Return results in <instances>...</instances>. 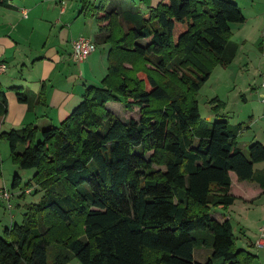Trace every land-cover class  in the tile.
Masks as SVG:
<instances>
[{
    "label": "trees",
    "instance_id": "trees-1",
    "mask_svg": "<svg viewBox=\"0 0 264 264\" xmlns=\"http://www.w3.org/2000/svg\"><path fill=\"white\" fill-rule=\"evenodd\" d=\"M81 3L102 12L97 42L110 45L108 74L60 126L0 133L13 163L36 169L28 187L44 192L0 235V264H253L231 222L213 211L237 200L231 172L256 179L264 144L245 155L242 125L203 120L197 99L238 53L231 25L245 22L241 8L232 0H162L149 12ZM110 103L138 108L139 121H123ZM211 104L215 114L224 107ZM7 109L0 91V117ZM2 164L0 153V178ZM201 248L212 250L206 262L194 259Z\"/></svg>",
    "mask_w": 264,
    "mask_h": 264
},
{
    "label": "crops",
    "instance_id": "crops-1",
    "mask_svg": "<svg viewBox=\"0 0 264 264\" xmlns=\"http://www.w3.org/2000/svg\"><path fill=\"white\" fill-rule=\"evenodd\" d=\"M232 1L239 5L245 16L244 23L231 25L233 40L238 37L246 43L256 38L261 60H264V0ZM101 2L107 10L123 5L149 12L162 0H91L95 7ZM100 16L102 12L97 15L84 11L81 0H4V4L0 3V61L8 66L0 77V91L4 92L8 104L7 114L0 117V133L29 125H35L39 133L58 127L80 106L87 89L101 86L108 74L110 45L97 42ZM249 22L256 31L247 28ZM236 31L242 35H236ZM80 37L89 38L97 45L96 51L84 61L74 55L73 42ZM235 43L239 45L238 41ZM240 46L233 63L226 68L234 74L239 70L236 61ZM18 93L29 101L19 102ZM261 98L263 102L264 92ZM219 115L224 114L219 111L216 116ZM242 130L241 127L239 134ZM254 168L256 179L253 182H240L234 172L230 173L231 194L237 200L228 210L215 208L213 217L220 222L229 220L236 231L238 248L255 256L253 264H264V246H256L264 225V163L256 164ZM2 176L5 178L4 171ZM18 182L21 184V177ZM26 188L31 189L28 195H34L38 190L37 187ZM0 189L3 188L0 186ZM26 196L18 198L22 206ZM14 220L12 216L9 227L16 223ZM196 252L194 259L197 261ZM200 255L206 262L212 251Z\"/></svg>",
    "mask_w": 264,
    "mask_h": 264
},
{
    "label": "rangeland",
    "instance_id": "rangeland-1",
    "mask_svg": "<svg viewBox=\"0 0 264 264\" xmlns=\"http://www.w3.org/2000/svg\"><path fill=\"white\" fill-rule=\"evenodd\" d=\"M247 28L257 30L251 22H249ZM235 34L242 35V32L236 31ZM234 40L242 45L236 61L239 68L238 72L234 74L232 70L228 71L225 67H219L212 78L202 86L197 99L203 120L215 122L224 119L229 122L232 128L237 127L238 130L239 125H242L241 134L243 135L239 134L237 139L242 152L248 155L252 143H264V103L261 98L264 92V88H262L264 83V60H261V53L258 51L259 42L256 38L249 39L246 43L239 40L238 37H235ZM215 99H219L224 104V107L221 106L223 110L220 111L224 115H219V117L213 113L212 109L213 105L217 104H211V101ZM108 109L125 122L139 121L140 119L138 108L126 110L122 103H110ZM251 119L253 121L250 122ZM22 150L23 147H20L19 152ZM0 153L3 163L2 170L5 174V178L3 176L0 178V186L15 195L10 202L12 205L11 210L7 209V203L0 202V235H3L5 227L12 224V216H14L16 224L22 223L25 208L17 195L21 190L28 187L36 174V169L23 170L15 165L12 161L9 144L5 140L0 142ZM16 176L21 177V184L19 187L14 188L13 182ZM41 197L42 191L34 195H27L25 203H32V201ZM199 250H196V259L199 262H204V258L200 255L201 252L212 251L209 248ZM211 256H208L207 260ZM69 264L81 263L74 258Z\"/></svg>",
    "mask_w": 264,
    "mask_h": 264
},
{
    "label": "built area",
    "instance_id": "built-area-1",
    "mask_svg": "<svg viewBox=\"0 0 264 264\" xmlns=\"http://www.w3.org/2000/svg\"><path fill=\"white\" fill-rule=\"evenodd\" d=\"M263 38H264V30H263ZM73 48H74V55L76 58L80 61L86 60L90 54L96 51L97 45L96 43L86 37H80L77 40L73 42ZM8 66L5 62L0 61V77L7 71ZM264 87V84H263ZM264 102V98H263ZM31 193V189L25 188L21 190L20 194L28 195ZM13 194L8 191L7 189H0V202L7 203V209L11 210L12 205L10 204L11 199L13 198ZM256 246L258 248H262L264 246V225L261 227L260 231V238L256 242Z\"/></svg>",
    "mask_w": 264,
    "mask_h": 264
}]
</instances>
